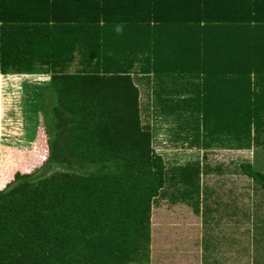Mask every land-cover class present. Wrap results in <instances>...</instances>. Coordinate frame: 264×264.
<instances>
[{
  "label": "trees",
  "instance_id": "obj_1",
  "mask_svg": "<svg viewBox=\"0 0 264 264\" xmlns=\"http://www.w3.org/2000/svg\"><path fill=\"white\" fill-rule=\"evenodd\" d=\"M36 69L50 74L28 95L45 155L0 186V264L148 261L166 179L209 233L222 217H249L199 161L167 171L135 81H155L159 109L182 119L190 144L264 146V0H0V73ZM239 170L264 192V172Z\"/></svg>",
  "mask_w": 264,
  "mask_h": 264
},
{
  "label": "rangeland",
  "instance_id": "obj_2",
  "mask_svg": "<svg viewBox=\"0 0 264 264\" xmlns=\"http://www.w3.org/2000/svg\"><path fill=\"white\" fill-rule=\"evenodd\" d=\"M49 77L40 69L0 75V186L15 170H31L45 155L41 124L37 110L29 108L28 95L43 88ZM135 85L139 91L140 121L148 125L151 145L167 171L199 161L208 169L201 178L223 201H230L229 208L234 202L250 215L239 213L237 221V217H222L209 233L189 204L180 198L171 199L181 184L166 179L151 207L149 259L132 264H264V192L256 191L253 181L239 170V163L246 162L254 170L264 172V146L241 148L223 135L207 146L190 144L192 137L184 138L187 131L178 127L182 119L159 109L155 81L137 79ZM167 86L173 89L174 84L168 82ZM206 235H212L209 240L213 249H204Z\"/></svg>",
  "mask_w": 264,
  "mask_h": 264
},
{
  "label": "crops",
  "instance_id": "obj_3",
  "mask_svg": "<svg viewBox=\"0 0 264 264\" xmlns=\"http://www.w3.org/2000/svg\"><path fill=\"white\" fill-rule=\"evenodd\" d=\"M7 74H9V73H7ZM0 75H4V74L0 73Z\"/></svg>",
  "mask_w": 264,
  "mask_h": 264
}]
</instances>
